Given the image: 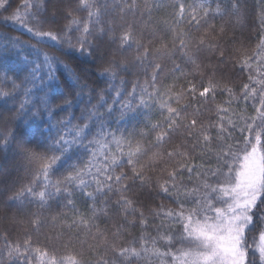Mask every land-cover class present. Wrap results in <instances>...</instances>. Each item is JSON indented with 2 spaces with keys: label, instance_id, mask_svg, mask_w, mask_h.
<instances>
[{
  "label": "trees",
  "instance_id": "1",
  "mask_svg": "<svg viewBox=\"0 0 264 264\" xmlns=\"http://www.w3.org/2000/svg\"><path fill=\"white\" fill-rule=\"evenodd\" d=\"M90 2L94 8L101 10L100 22L90 24L91 31L86 36L89 43L85 44V48L91 55L75 53L71 57L66 54L69 50L67 43L63 45L65 51L53 48L50 44H37L36 39H33L24 28L4 19L14 12L21 4V0H9L10 6L7 10H0V34H4L5 38L18 37L22 41L36 45L42 50L40 60L43 59L44 53L59 57V60L66 63L76 74L73 76L72 72L63 66L54 64L56 85L46 88L43 92H35L25 108V112L28 113L25 115L19 109L21 102L26 99L24 88L14 87L13 80L16 85H20L27 76V71L17 75L7 67H0V93H9L8 96L0 95V264H47L48 258L42 260L36 249L46 250L49 257L55 255L57 259L76 255L90 261L91 264H95L101 256L109 261H115V264H161L162 260L164 264H170L169 257L119 256L113 253L110 247L102 244L106 237L109 243H115L117 247H136L139 250L140 238L143 235L155 238L156 247L162 252H175L183 247L179 239L182 232L181 224L165 217L163 213L155 215L150 211L159 210L160 205L165 209H178L180 203H183L185 208L195 206L193 198L181 196L177 202L172 195L173 190L170 189L169 194H164L158 188L157 181L162 182L167 178L162 170L166 167L170 170L179 157L169 159L165 156V161L157 164L150 163L149 158L154 151L166 152L178 145L184 139V129L169 132L164 142L156 144L157 133L167 127L164 123L167 113L162 112L158 106L159 95L154 97L156 103L150 101L149 106L140 108L134 118L126 117L122 120L120 115V102L129 99L134 87L136 100L133 103H137L140 96L145 95L141 91L142 88L146 87L148 92H153L152 74L156 64H160L161 69L156 75L155 88L160 94L166 93L168 89H171L172 93L184 89L186 98L181 103H188L191 100V106L186 109L189 118H192L193 109L198 107L200 110L198 121L216 124L220 122L216 113L217 105L230 110L227 115L233 119L235 127H229L225 123L231 138L224 134V145L242 142L240 129L244 121L240 117L254 115V106H258V100L253 101L249 98L246 102L242 98V86L249 82L248 76L255 75V72L243 67L240 61L242 53L250 55L261 39H264V0H90ZM181 3L186 9L183 17L179 15ZM201 3L213 10L219 4L222 14L210 11L204 18L199 9ZM233 3L239 5L238 9L233 8ZM33 4L30 11L34 16L27 17L29 27L66 34L71 44L79 48V37L83 34L82 28L87 22L88 14V9L80 4V0H33ZM41 7L44 10H38ZM193 9H196L197 19L200 20L198 25L191 20L190 13ZM54 10L55 18L52 16ZM73 18L79 19L81 24L72 25L71 30L65 32V26L69 25ZM100 29H103V32ZM125 32L133 37L130 47L121 46V37ZM181 33L187 34L183 37L185 40L200 37L205 33L220 36L219 47L215 50L205 47L189 61L179 49ZM137 43L142 45L139 51ZM161 44H167L169 49H173L175 45L174 54H158L155 50L160 48ZM145 48L149 50V55L141 63L135 57ZM220 50L225 53L223 60L219 58ZM25 57L29 60L36 58L29 55L27 49L21 52L19 59L23 60ZM10 58L16 60L15 53H11ZM113 60L118 61L120 66L112 64ZM177 65L179 70L176 68ZM32 66L29 65L28 68ZM107 67H111L115 72L114 78L99 74ZM213 70L216 81L233 89L231 96L217 89L215 93L199 97L198 93L207 86L209 79L213 78ZM193 84L197 90L194 100L187 91ZM117 91L122 95L116 97ZM38 97L47 100L51 114L43 111V105L39 103L29 111L31 103L36 102ZM101 97L107 101L103 107L100 106ZM114 98L117 102L113 105ZM145 98L147 99L146 95ZM229 100L231 103H226ZM109 105H113L111 115L107 112ZM93 106H96L95 109ZM172 106H177L174 101ZM93 110L103 114L106 132L115 133L117 138L123 135L125 139H131L133 144L140 141L149 149L138 158L135 165L138 170L143 166L146 180L142 182L139 179H132V166L127 164V157H122L120 165L109 174L115 176L126 172L128 176L120 184L113 181L110 191L105 188L102 192H97L95 179L89 174L83 177L87 182L83 189L74 184H61L60 187L68 188L69 192L61 191L58 195L46 197L44 203L27 194L18 199H11L26 187H33L35 193L43 190L42 177L36 179L40 161L31 159L29 153L53 154L55 149L51 147L52 138L55 137L57 128L63 129V124L59 122L71 120L72 125L87 123L91 128L87 139L98 138L101 122L87 118L89 112ZM157 123L161 127L153 128L152 125ZM211 134L215 137L216 130L213 129ZM108 140L110 142L111 137ZM194 142L195 138L186 141L187 151L191 156L187 163L193 167V171L191 179L187 171L178 175L177 182L182 185L181 191L185 188L198 187L200 181L204 179L216 184L218 180L212 176V171L222 167V161L216 156V152L222 147L219 141L213 140V150L210 152H205L199 146L193 148ZM95 148L96 145H90L88 149L80 150V159L75 162L82 168L86 167L91 150ZM109 148L110 153L118 155V149L114 144L109 143ZM96 163L99 166L103 165V155H98ZM66 174V166L57 165L50 172L49 179L53 182L62 180ZM100 179L103 180V175ZM125 184L128 185L127 189L122 188ZM86 192H92L93 197L87 196ZM122 195L135 201L136 211L125 212V206L116 203ZM140 211L144 212L146 225L140 223L142 219ZM37 219L39 224L33 223ZM81 220L87 223H82ZM117 232L118 235L114 236ZM167 235L173 237L171 246L160 239ZM25 240L31 242L27 251L24 246ZM17 244L20 245L21 255L10 258L8 248ZM250 259H254L255 264H260L258 256L252 257L250 253Z\"/></svg>",
  "mask_w": 264,
  "mask_h": 264
},
{
  "label": "snow or ice",
  "instance_id": "2",
  "mask_svg": "<svg viewBox=\"0 0 264 264\" xmlns=\"http://www.w3.org/2000/svg\"><path fill=\"white\" fill-rule=\"evenodd\" d=\"M80 4L85 9H88V14L87 22L83 24V34L79 37V48H75L71 44V40L66 38V34L54 30L42 31L38 28L29 27L27 17L34 16L30 11L34 6L33 0H21V4L14 12L4 19L24 28L33 39H36L37 44H50L53 48L65 51L63 45L67 43L69 45V50L66 52L68 56L71 57L75 53L91 55V52L85 48V44L89 43L86 36L91 31L89 25L100 22L101 10L94 8L90 0H80ZM9 6V0H0V10L6 11ZM232 6L237 9L239 7L237 3H233ZM199 9L202 11L204 18L209 15L210 11L222 14L219 4L213 10L205 7L204 3H201ZM38 10L44 9L41 7ZM185 10V5L181 3L179 5V15L181 17L184 16ZM52 16L55 18V10ZM190 16L191 20L197 25L200 23V20L197 19L196 9L192 10ZM80 24L81 21L79 19L73 18L70 24L65 26V32L71 30L72 25L79 26ZM100 31L103 32V29H100ZM222 33L223 29H221V35ZM180 35L179 49L182 55L189 61H192L195 54L205 47L211 50L217 49L219 47L218 39L221 38L220 36L205 33L200 37L185 40L183 37L187 34L181 33ZM132 42L133 37L131 34L125 32L121 37V46L128 45L130 47ZM140 47L142 45L137 43L138 51ZM25 49L29 51V55H34L36 58L29 60L25 57L23 60H20L21 52ZM174 50L175 45L173 49H169L167 44H161L160 48L155 51L162 55H172L174 54ZM41 52L42 50L36 45L22 41L18 37L5 38L4 34H0V67H7L9 71H13L17 75L24 71L28 73L20 85H16L13 80L14 87L24 88L26 99L21 102L19 109L25 115L28 114L25 112V108L29 105L30 98L35 92H43L46 88H52L56 85L54 64L61 65L69 72H72L69 66L60 61L59 57L55 55L44 53L43 59L40 60ZM11 53H15L16 60L10 58ZM148 55L149 50L145 48L135 59L142 63ZM224 55V51L220 50L219 58L221 60L224 59ZM241 55V65L248 68L250 72H255V75L248 76L249 82L243 84L242 98L246 102L249 98L253 101L258 100V106H254V115L240 117L244 121V125L240 129L243 140L242 142L237 141L235 145H224V134H227L231 138V133L228 132L225 123L229 127H235V122L227 115L230 111L228 108L217 105L216 113L220 122L205 124L202 121H198V117L200 116L198 107L193 109L192 118H189L186 114V109L191 106V100L188 103H181L186 98L184 89L175 93H172L171 89H168L164 94L158 92L155 88V81L158 70L161 69L160 64L155 65V71L152 74L153 92H148L146 87L141 89L147 96V99L145 95H141L138 102L133 103L136 100L134 87L133 92L129 94V99L120 102L121 119L123 120L126 117L132 119L140 108L148 107L150 101L157 102L154 99L155 95L160 96L158 106L162 112L167 113L164 118V123L167 127L165 130L157 133L155 137L156 144L164 142L166 137L169 136V132L178 131L181 128L184 129V139L178 145L166 152H152L149 162L157 164L164 162L165 156L169 159L179 157L178 160L174 161L170 170L167 167L162 170L166 173L167 178L163 179L162 182L157 181L158 188L164 194H169L170 189L173 190L172 195H174L177 202L181 196L193 198L195 206L185 208V205L180 203L178 209H165L163 205H160L159 210H150L155 215L163 213L165 217L174 219L181 224L182 232L179 239L183 247L177 249L175 252H162L156 247L157 240L148 236H141L139 250L136 247H117L115 243H109L107 238L104 237L102 244L110 247L113 253L119 256L132 257H169L170 264H255V260L250 259L251 253L252 257L258 256L260 264H264V39H261L250 55L247 53H242ZM111 63L120 66L118 61L113 60ZM29 65L33 66L29 69ZM176 68L179 70L178 65ZM99 74L101 76L110 75L113 78L115 77V72L111 67L104 68ZM72 75L75 76V72H72ZM212 77L209 79L207 86L198 93L199 97H206L209 93H215L217 89L227 92L230 96L232 95L233 89L231 87H228L227 84L221 85L219 81L214 79L215 70H213ZM77 79L79 78L77 77ZM27 85H30V87H27ZM187 91L191 94V99L194 100L197 96L196 85H191ZM0 95L8 96L9 93H0ZM121 95V92H116V97ZM101 100L100 106L103 107L107 104V101L103 100V97H101ZM173 101L176 103V107L172 106ZM116 102L114 98L113 105ZM37 103L43 105V111L51 114L47 100L39 97L36 102L31 103L29 111L35 108ZM226 103H231V100L226 101ZM113 105H109L107 108L109 115H111ZM95 107L93 106V109ZM182 113L185 114L182 115ZM35 114L33 113V115ZM81 118L83 119L84 116L82 115ZM87 118L101 122L100 131L97 133L98 138L87 139L91 133V128L87 123L72 125L71 120L59 122L63 124V129L57 128L56 135L52 138L51 147L55 149L53 154L29 153L31 159L40 161L36 179L39 180L42 177L43 190L35 193L33 187H26L17 192L11 199H18L27 194L44 203L46 197L58 195L61 191L69 192L68 188H61V184H74L76 187L83 189L87 185L83 177L89 174L95 179L97 192H102L105 188L110 191L113 181L116 184H120L128 176L126 172H121L115 176L109 174L120 165L122 157H127V164L132 166V179H139L142 182L146 180L143 166L138 170L135 165L138 162V158L146 154L149 149L140 141L133 144L131 139H125L123 135L117 138L115 133L106 132L104 130L103 114L99 112L90 111ZM152 127L159 128L161 125L157 123L152 125ZM213 129L217 132L215 137L211 134ZM109 137H111L110 142L108 140ZM193 138H195L193 148L199 146L205 152L213 150L214 139L219 141L222 147L216 152V156L218 160L222 161V167L212 171V176L218 180L216 184H211L207 179H204L200 181L198 187L192 189L185 188L181 191L182 185L177 182L178 175L187 171L189 179H191L193 171V167L187 163L191 159V156L187 151L186 144L187 140ZM109 143L116 146L118 155L110 153ZM90 145H96V148L91 150L87 166L82 168L75 161L80 159V150H86ZM125 148H127V151H125ZM98 155H103L102 166L96 163ZM57 165L60 167L66 166L67 174L62 180L53 182L49 179V174ZM93 169H95V172H93ZM101 175H103V180L100 179ZM220 177H223V179L221 180ZM127 187V184L122 186L123 189H127ZM85 194L93 197L92 192H86ZM116 203L124 205L125 212L129 210L136 211L134 207L135 201L127 196L122 195ZM139 215L142 217L140 223L146 225L147 220L143 218L144 212L140 211ZM81 222L87 223L83 220ZM33 223L39 224V220L37 219ZM116 235H118V232L114 234V236ZM160 239L168 246L172 245L173 237L171 235L162 236ZM30 243L29 240L24 241L25 251L29 249ZM90 247L92 246L90 245ZM35 251L42 260L48 258L47 264H91L90 261H85L76 255H68L57 259L55 255L49 257L46 250L41 251L40 249H36ZM8 255L10 258L21 255L20 245L17 244L15 247L9 246ZM95 264H115V261H109L101 256L96 260ZM161 264H164L163 260Z\"/></svg>",
  "mask_w": 264,
  "mask_h": 264
}]
</instances>
